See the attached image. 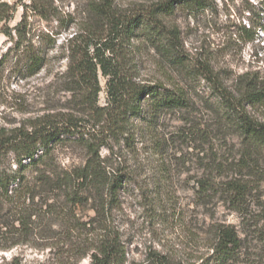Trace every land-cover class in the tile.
<instances>
[{
  "label": "trees",
  "instance_id": "1",
  "mask_svg": "<svg viewBox=\"0 0 264 264\" xmlns=\"http://www.w3.org/2000/svg\"><path fill=\"white\" fill-rule=\"evenodd\" d=\"M28 1L21 6V22L12 29L9 24L18 5L0 0V33L13 42L0 59V70L12 57L14 73L23 79L44 69V47L56 45L49 33L39 37L43 51L32 44L30 14L46 20L49 14L47 0ZM204 1L142 0L122 5L116 0H90L80 21L69 17L77 29L66 40L69 63L59 77L64 81L60 92L68 98L42 116L0 129V231L19 234V242L26 243L37 223L48 221L51 227H63L64 240L76 249L68 254L73 264L88 255L91 264H125V247L108 221L118 207L120 190L133 181L128 164L145 149L164 157L171 141L199 142L204 166V176L197 180L199 199L204 203L217 199L246 226L240 231L233 225H217L213 257L219 264H236L248 232L264 251V205L259 200L264 189V76H242L232 91L200 71L212 84L207 106L213 125H198L184 116L177 137L167 138L159 131L167 115L190 113L193 103L182 84L197 76L170 19L180 8H205ZM261 6L264 10V0ZM256 27L264 33V11ZM148 57L157 58L170 86L142 78L141 59ZM101 79L106 81L105 105L100 104ZM213 135L226 147L235 140L232 160L218 150L207 152ZM69 146L83 151L81 164L62 166L57 149ZM87 206L94 217L80 223L78 210ZM88 226L102 233L96 244L83 237ZM64 253L57 254L59 264H71L68 259L62 263ZM149 261L171 264L160 254ZM12 264L22 263L15 259Z\"/></svg>",
  "mask_w": 264,
  "mask_h": 264
},
{
  "label": "rangeland",
  "instance_id": "2",
  "mask_svg": "<svg viewBox=\"0 0 264 264\" xmlns=\"http://www.w3.org/2000/svg\"><path fill=\"white\" fill-rule=\"evenodd\" d=\"M89 1L47 0L48 20L30 14L28 21L34 47L43 51L39 39L42 33L55 38L56 45L44 47L47 54L44 69L26 79L14 73L15 59L9 57L4 61L0 70V129H11L42 116L45 110L64 103L68 98L60 92L64 81L59 77L69 63L66 40L77 29L69 17L72 15L80 21ZM116 1L128 5L142 0ZM262 1L205 0V8H180L170 19L180 31L183 55L197 76L182 84L193 103L190 113L167 115L159 128L160 133L167 138L177 137L178 129L184 125L179 119L184 116L198 125H213V112L207 106L212 99V84L199 75L200 71L208 72L232 91L242 76L257 73L264 76V33L256 27L263 16ZM2 2L18 5V12L9 24L15 29L22 20L21 6L29 1ZM58 33L59 36L53 35ZM12 46L13 42L0 33V59ZM140 67L144 80L171 85L157 58L141 59ZM101 85L100 104L105 105L104 79H101ZM234 141L231 139L226 147L215 138L206 147L207 152L218 150L219 154L232 160ZM199 145V142L191 145L171 141L164 157L145 149L139 158L128 164L133 181L120 190L118 207L109 214L108 221L119 233L125 247V264H152L149 258L156 254L167 256L171 264H219L211 251L214 228L226 224L240 231L246 230L239 217L231 214L217 199H209L207 203L199 199L197 180L204 176ZM107 153V150L102 152L103 155ZM203 155L207 153L201 157ZM57 156L62 166L71 167L81 164L84 154L82 150L69 146L58 148ZM261 195L259 200L264 205V189ZM78 217L80 223H84L94 217V212L90 206L81 207ZM95 228L88 226L90 231H83V237L97 241L102 233ZM63 231L59 225L51 227L48 221L40 222L26 243L19 242L22 239L19 234L0 231V264H12L15 259L22 264H59V251L65 252L62 263L68 259L73 264L74 260H70L68 254L76 249L64 240ZM248 233L236 264H264L261 244L251 232ZM17 241L20 244L14 245ZM90 256L79 264H91Z\"/></svg>",
  "mask_w": 264,
  "mask_h": 264
}]
</instances>
